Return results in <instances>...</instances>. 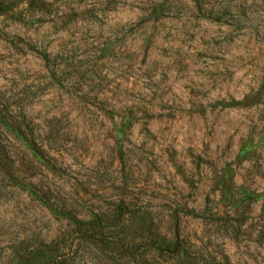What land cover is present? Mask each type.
<instances>
[{"label":"rangeland","instance_id":"obj_1","mask_svg":"<svg viewBox=\"0 0 264 264\" xmlns=\"http://www.w3.org/2000/svg\"><path fill=\"white\" fill-rule=\"evenodd\" d=\"M0 264H264V0H0Z\"/></svg>","mask_w":264,"mask_h":264}]
</instances>
